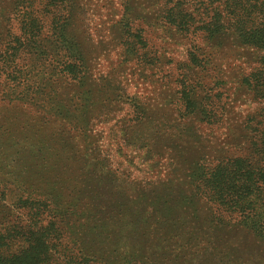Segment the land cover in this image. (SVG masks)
I'll return each instance as SVG.
<instances>
[{
  "label": "rangeland",
  "instance_id": "obj_1",
  "mask_svg": "<svg viewBox=\"0 0 264 264\" xmlns=\"http://www.w3.org/2000/svg\"><path fill=\"white\" fill-rule=\"evenodd\" d=\"M172 1L178 0H78L69 36L80 45L85 77L79 82L59 79L54 99L39 101L53 109L46 128L43 114L31 105L0 106V139L10 131L9 138L16 139L11 145L0 140V226L23 217L14 206L23 187L46 190L48 183L59 181L63 184L57 187L82 205L80 219L74 221L78 224L67 237L82 239L81 246L99 264L119 260L115 246L101 240L100 225L105 231L113 227L107 233L121 240L115 247L121 251L130 245L122 241L127 226L125 237L135 230L148 233L149 253H140L139 259L149 264H174L163 258L164 251L152 252L166 248L170 226L179 235L177 249L191 253L190 264H264V241L234 223L219 224V211L195 193L191 177L197 166L247 153V120L260 116L264 105L240 80L256 68L260 52L242 47L233 36L214 47L179 31L165 20ZM183 1L194 11L206 0ZM125 25L142 43L126 35ZM195 48L209 63L205 71L189 69ZM187 72L201 84V96L211 95L199 102L206 103L215 124L185 114L179 81ZM35 133V151L47 159L40 166L36 158L27 163L24 156L31 154L14 145ZM65 146L71 148L62 151ZM56 158H63L62 163L55 164ZM175 203L171 214L162 213L165 205ZM145 219L149 226L138 227ZM84 223L92 229L84 230ZM77 231L86 233L75 235ZM183 255L178 254L177 263Z\"/></svg>",
  "mask_w": 264,
  "mask_h": 264
},
{
  "label": "trees",
  "instance_id": "obj_2",
  "mask_svg": "<svg viewBox=\"0 0 264 264\" xmlns=\"http://www.w3.org/2000/svg\"><path fill=\"white\" fill-rule=\"evenodd\" d=\"M168 5L165 20L179 31L187 35L196 34L214 47L226 36H233L242 47L260 52L256 68L240 80V85L264 105V0H206L194 11L183 0L172 1ZM77 6L78 0H0V106L31 105L43 114L44 128L49 125L53 109L39 104V101L48 103L54 99L53 90L59 79L68 77L79 82L88 71L80 45L69 36ZM125 33L142 43V38L133 32L130 25H125ZM197 49L189 54V69L205 71L209 63L200 51L196 52ZM190 73L187 72L179 81L184 112L201 115L208 124H215L206 103L199 102L200 99L210 100L208 97L211 95L201 96L205 92ZM258 111L260 116L248 118L245 126L247 133L251 134L246 141L245 155L218 159L209 167L197 166L191 177L195 193L205 197L219 211V217L215 219L219 224L227 226L234 223V226L244 228L264 241V106ZM40 123L38 121L37 125ZM11 132L7 137L1 136L2 145H11L16 140L9 138ZM38 133L24 135L14 145L20 146L24 154H31L24 156L27 163L36 158L35 165L40 166L47 159L42 157L43 153L35 151L39 146H35ZM68 148L71 147L65 146L62 151H68ZM61 159L53 160L56 164ZM48 163L52 164L50 159ZM97 164L100 163L96 162V167L91 165L94 172ZM59 174L56 177L61 179L62 173ZM40 178L43 181L44 176ZM48 184L51 188L46 190L45 187H23V195L15 200L14 206L22 211L23 217L19 216L15 223L0 226V264H99L95 254L88 253L81 246L82 239L77 242L73 236L67 237L78 224L74 221L80 219L77 218L78 207L82 206L80 201L68 198L57 187L63 183ZM165 206L162 213L169 215L177 204ZM121 212L118 210L119 214ZM148 221L145 219L143 223L136 224L138 227L149 226ZM64 225L67 226L62 227ZM86 226L87 223L82 225L84 230L92 229ZM170 227L166 248H151L154 249L153 254L164 251L163 258L170 262L190 264L188 257L192 256L191 253L177 249L179 235L174 226ZM105 228L103 225L98 227L101 240L120 246L121 240L114 241L107 233L113 227L106 231ZM127 231L128 226L122 241L130 245L125 251L114 247L119 255L116 261L118 264H149L143 261L144 258L139 259L140 253H149L148 233L135 230L125 237ZM78 233L82 236L86 232L77 231L75 235ZM179 253L184 254L182 263H177Z\"/></svg>",
  "mask_w": 264,
  "mask_h": 264
}]
</instances>
